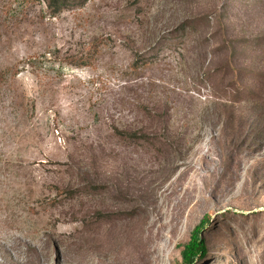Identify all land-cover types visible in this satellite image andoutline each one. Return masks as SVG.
Here are the masks:
<instances>
[{"label": "rangeland", "instance_id": "rangeland-1", "mask_svg": "<svg viewBox=\"0 0 264 264\" xmlns=\"http://www.w3.org/2000/svg\"><path fill=\"white\" fill-rule=\"evenodd\" d=\"M0 0V264H264V0Z\"/></svg>", "mask_w": 264, "mask_h": 264}, {"label": "trees", "instance_id": "trees-1", "mask_svg": "<svg viewBox=\"0 0 264 264\" xmlns=\"http://www.w3.org/2000/svg\"><path fill=\"white\" fill-rule=\"evenodd\" d=\"M66 2V0H53L52 3L49 2V6L57 11ZM208 221L209 220L205 219L200 225H198L192 231L190 240L184 244L182 256L185 264H193L198 258L205 256L207 245L205 240L201 238V233Z\"/></svg>", "mask_w": 264, "mask_h": 264}]
</instances>
